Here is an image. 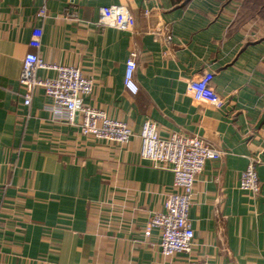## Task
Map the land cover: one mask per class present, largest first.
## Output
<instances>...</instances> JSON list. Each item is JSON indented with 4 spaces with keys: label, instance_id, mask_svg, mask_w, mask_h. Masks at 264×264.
<instances>
[{
    "label": "crops",
    "instance_id": "0c3cea01",
    "mask_svg": "<svg viewBox=\"0 0 264 264\" xmlns=\"http://www.w3.org/2000/svg\"><path fill=\"white\" fill-rule=\"evenodd\" d=\"M124 4L131 30L98 23L99 8ZM45 6V15L39 9ZM236 0H0V264H264V31L237 19ZM46 62L77 66L93 80L85 103L126 122V143L84 135L35 88L19 84L32 29ZM166 36H170L167 39ZM136 51L139 89L123 85ZM204 69L223 103L194 100L187 82ZM40 76L52 70L40 69ZM147 118L160 136L198 135L223 154L195 178L191 253H160L144 233L164 210L173 173L140 156ZM257 155L260 191L239 186Z\"/></svg>",
    "mask_w": 264,
    "mask_h": 264
},
{
    "label": "built area",
    "instance_id": "2783aa9c",
    "mask_svg": "<svg viewBox=\"0 0 264 264\" xmlns=\"http://www.w3.org/2000/svg\"><path fill=\"white\" fill-rule=\"evenodd\" d=\"M39 15H45V6L39 9ZM98 23L120 30H131L135 18L124 4L111 3L99 8ZM41 29H32L29 46L34 50L25 53L22 59L19 84L22 88L23 103L29 105L35 88H41L44 95L50 98L53 111H62L65 120L77 124L84 135L107 142L126 143L133 136L131 127L124 121L109 117L98 107L84 102L83 98L93 89L91 77L74 65L44 61L36 51L41 43ZM170 39V36H166ZM136 51H131L125 60L123 85L135 94L139 85L135 79ZM40 69L52 70V76H40ZM214 71L204 69L187 82L186 89L196 101H205L220 107L222 99L212 84ZM139 138L141 141L140 156L153 165L168 168L173 173L172 186L164 199V210L153 212L144 227L148 235L152 228L160 232L159 247L162 256L176 252L190 254L193 247L194 231L189 219V208L192 202L193 187L197 174L201 172L205 161L219 158L223 151L205 141L198 135H186L172 132L160 136L156 123L147 118L142 123ZM257 155L249 156L246 166L240 172L239 186L252 195L260 191ZM186 264H208L202 256L187 258Z\"/></svg>",
    "mask_w": 264,
    "mask_h": 264
},
{
    "label": "rangeland",
    "instance_id": "374dc122",
    "mask_svg": "<svg viewBox=\"0 0 264 264\" xmlns=\"http://www.w3.org/2000/svg\"><path fill=\"white\" fill-rule=\"evenodd\" d=\"M237 19L252 21L258 32L264 31V0H236Z\"/></svg>",
    "mask_w": 264,
    "mask_h": 264
},
{
    "label": "trees",
    "instance_id": "16d2710c",
    "mask_svg": "<svg viewBox=\"0 0 264 264\" xmlns=\"http://www.w3.org/2000/svg\"><path fill=\"white\" fill-rule=\"evenodd\" d=\"M184 1V0H183Z\"/></svg>",
    "mask_w": 264,
    "mask_h": 264
}]
</instances>
